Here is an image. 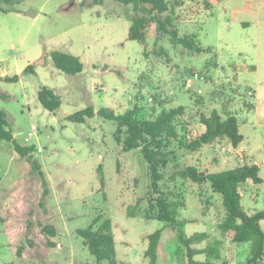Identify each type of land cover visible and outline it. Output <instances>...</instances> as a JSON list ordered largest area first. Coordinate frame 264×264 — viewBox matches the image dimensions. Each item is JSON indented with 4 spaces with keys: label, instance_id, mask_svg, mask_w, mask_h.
<instances>
[{
    "label": "rangeland",
    "instance_id": "374dc122",
    "mask_svg": "<svg viewBox=\"0 0 264 264\" xmlns=\"http://www.w3.org/2000/svg\"><path fill=\"white\" fill-rule=\"evenodd\" d=\"M82 1L21 0L16 11H0V73L14 77L16 67L22 68L17 80L0 79V109L14 140L33 147L22 156L12 142L0 140V211L15 245H25L16 255L0 224V264H147L142 250L146 235L156 229H162L157 264H187L176 232L147 212L158 193L141 149L125 150L114 138L116 124L98 114L84 122L66 119L87 106L115 114L136 108L141 120L152 116V107H182L177 136L161 149L167 164L158 191L179 205V218L188 220L185 235L204 232L207 238L198 246L216 249L197 260L247 264L251 243H233L217 228L225 215L221 194L208 181L194 183L177 173L189 165L203 174L233 168L243 164L244 150L259 165L263 182L244 185L242 206L249 213L264 209V0H169L173 27L179 35H195L204 50L173 44L153 23L145 53L141 43L128 38L129 17L142 13L141 6ZM204 1L211 6L204 7ZM55 50L78 56L82 71L69 75L57 69L50 56ZM42 89L59 96L54 111L39 102ZM224 104L244 140L237 147L221 139L187 149L204 129L200 115L221 111ZM32 125L34 135L26 141ZM119 136L124 138L123 129ZM34 162L45 178L43 198ZM99 215L112 221L114 263L96 261L76 233ZM37 222L55 228V246L46 244ZM260 225L264 230V220Z\"/></svg>",
    "mask_w": 264,
    "mask_h": 264
},
{
    "label": "trees",
    "instance_id": "16d2710c",
    "mask_svg": "<svg viewBox=\"0 0 264 264\" xmlns=\"http://www.w3.org/2000/svg\"><path fill=\"white\" fill-rule=\"evenodd\" d=\"M21 0H0V11L11 12L16 11L15 4ZM83 0L81 5H85ZM123 4H133L134 8L142 7V13L135 14L130 18L128 38L136 40L144 46L148 43L149 28L151 23H156L159 32L170 35L173 44H180L184 48L191 51L201 52L204 49L197 44L195 35L186 34L179 35L177 28L173 27L172 20L167 12L170 10L169 0H118ZM103 0H91L90 4H101ZM179 5V2L176 3ZM208 5L207 2H205ZM171 26V27H170ZM159 54V53H158ZM51 60L54 66L62 72L74 75L80 73L83 68L81 59L73 54L62 51H52ZM216 64V62H213ZM31 66H27L26 69ZM4 80H17V76L4 77ZM38 99L42 106L49 111H54L60 106L59 96L50 89H42L38 92ZM160 107V106H159ZM246 108L252 109V104L246 103ZM182 107L171 108L168 110H159L152 107V116L147 119H139L137 117V109L127 110L123 114H115L108 108H100L97 111L92 106H87L79 111L66 116V119L74 122H84L87 118L98 114L104 119L112 120L116 124L114 138L117 142H122L125 150L141 149L142 156L148 166L151 177V188L158 195L149 201V209L147 212H153V218L164 222L172 230L176 232L177 242L184 249L187 264H229L227 260L215 262L210 260L199 261L196 256L203 253L214 254L216 249L201 248L198 245L207 238L204 232L193 233L186 236L182 226L188 221L179 218V205L168 195L158 191V182L162 178L161 168L167 164L166 155L161 151L165 146L164 142L177 136L175 123L177 119L183 115ZM199 123L204 127L203 131L187 144V149L191 151L200 150L206 144H212L221 139H227L232 147H237L243 140L244 136L238 131L237 119L233 113L228 112L225 104L221 107V111L213 109L210 114H201ZM8 123L6 113L0 109V140L10 141L14 144L17 153L24 156L29 154L33 147L20 146L14 140L13 133L7 128ZM124 130V138H120L119 134ZM249 159V160H248ZM34 170L41 178L43 185L42 198L47 194L45 178L38 163L34 162ZM201 171L194 165L186 166L180 169L179 174L183 179H189L194 183L208 181L211 190L222 196V204L225 215L218 222L217 228L222 234H229L233 243L250 242V254L247 258V264H261L264 262V230L261 228L260 221L264 220V209L249 213L244 209L241 203V189L250 180L254 184H261L259 166L253 162L250 157L243 160V164H238L233 168L209 172L200 175ZM39 204L42 205V199ZM129 217H135L134 213L127 210ZM102 215L95 217L92 223L86 228L76 230L88 248L90 253L98 262L109 261L114 263L115 239L112 233V221L110 218H103ZM149 218V217H148ZM9 220L0 211V223L6 227V236L14 253L20 255L25 245H15L11 239V227ZM32 222L26 223L29 230ZM40 234L45 237L46 244L50 247L56 245L51 240L55 236L56 230L49 223L37 222ZM96 225V226H95ZM162 236V229H156L146 235V248L143 256L147 259V264H157L158 248ZM129 264V263H127Z\"/></svg>",
    "mask_w": 264,
    "mask_h": 264
},
{
    "label": "crops",
    "instance_id": "0c3cea01",
    "mask_svg": "<svg viewBox=\"0 0 264 264\" xmlns=\"http://www.w3.org/2000/svg\"><path fill=\"white\" fill-rule=\"evenodd\" d=\"M178 1H180V0H178ZM205 2H207V1H204V3H203V6L204 7H206V8H208V7H210L211 6V4L209 3V2H207L208 3V5H206L205 4ZM185 5V4H184ZM176 7H180V6H176ZM152 25H153V23H151ZM152 25L150 26V27H152ZM155 26H157V24L155 23ZM150 37L148 36V39H149ZM44 60V59H43ZM30 64V63H29ZM15 75L16 76H19V75H22V68H19L18 66L16 67V72H15ZM4 77H9L8 76V74H6L5 72H2V73H0V79H3ZM18 78V77H17ZM241 155L242 156H244L245 158H247V157H250L249 156V154H247V153H245V151L244 150H242V153H241ZM252 160H253V162H255L256 164H257V162L252 158V157H250ZM258 165V164H257ZM259 166V165H258ZM259 170H260V168H259ZM262 178V177H261ZM262 182H263V179H262ZM262 184V183H261ZM1 224V223H0ZM2 226H3V231H4V233H5V235H6V227L3 225V224H1ZM6 238H7V236H6ZM199 247V246H198ZM202 248V247H201ZM144 250L145 249H143L142 250V254H143V252H144ZM115 253H116V246H115ZM158 255H159V250H158ZM144 257V256H143ZM145 258V257H144ZM197 260V259H196ZM200 261V260H199ZM131 264V263H130Z\"/></svg>",
    "mask_w": 264,
    "mask_h": 264
},
{
    "label": "built area",
    "instance_id": "2783aa9c",
    "mask_svg": "<svg viewBox=\"0 0 264 264\" xmlns=\"http://www.w3.org/2000/svg\"><path fill=\"white\" fill-rule=\"evenodd\" d=\"M194 77H198V75L195 74ZM191 85H192L191 78H187V80L185 82L186 88H189ZM34 131H35V126L32 125L31 130L28 131L27 136L25 137L26 141H28L34 135Z\"/></svg>",
    "mask_w": 264,
    "mask_h": 264
},
{
    "label": "water",
    "instance_id": "95a60500",
    "mask_svg": "<svg viewBox=\"0 0 264 264\" xmlns=\"http://www.w3.org/2000/svg\"><path fill=\"white\" fill-rule=\"evenodd\" d=\"M199 174H200V175H203V172H200Z\"/></svg>",
    "mask_w": 264,
    "mask_h": 264
}]
</instances>
